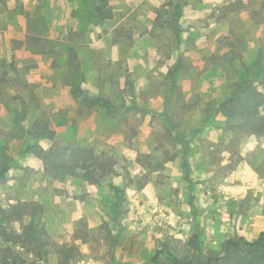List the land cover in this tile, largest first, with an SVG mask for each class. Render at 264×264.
<instances>
[{"label":"rangeland","instance_id":"1","mask_svg":"<svg viewBox=\"0 0 264 264\" xmlns=\"http://www.w3.org/2000/svg\"><path fill=\"white\" fill-rule=\"evenodd\" d=\"M107 1L114 19L96 26L84 0H0V164L10 166L0 205H42L52 243L75 248L74 264H188L198 236L196 264H264V245L241 240L264 232V137L240 139L216 115L236 80L212 59L235 44L241 75L264 59V0ZM35 33L75 45L83 88L112 107L74 98L65 57L38 54L28 44ZM180 57L185 69L173 84ZM40 118L57 147L94 149L114 171L97 185L52 183L25 154ZM24 259L58 264L59 255Z\"/></svg>","mask_w":264,"mask_h":264},{"label":"trees","instance_id":"2","mask_svg":"<svg viewBox=\"0 0 264 264\" xmlns=\"http://www.w3.org/2000/svg\"><path fill=\"white\" fill-rule=\"evenodd\" d=\"M87 4L88 18L92 24L103 26L108 21L114 19V11L107 0H84ZM182 12L179 11L176 20V35L181 41L182 31L178 26ZM28 44L36 50L38 54L50 57H65L66 68L68 70L69 85L74 98H82L83 103L89 107L102 106L110 109L112 102L102 97L89 96L83 88L85 74L82 72L81 63L77 47L72 44H59V42L40 35L38 33L28 36ZM232 51L221 56H213L216 65L221 63L228 72H234L232 94L216 108V115L225 117L228 121L229 130L241 139L264 137V59L253 63L252 68H248L246 75L236 72L235 44H231ZM263 58V56H262ZM2 63H0L1 68ZM230 67V68H229ZM185 69L184 59L180 57L175 68L170 72L169 78L173 84L177 82L178 76ZM249 74V75H248ZM248 75V76H247ZM3 81V83H2ZM8 81V80H7ZM0 80V86L4 84ZM8 83V82H7ZM172 126L181 133L180 125L173 122ZM29 132V143L25 148V154L34 156L45 166V173L52 183L64 184L68 178H79L90 185H97L112 173L115 162L108 155L98 154L91 148H74L64 150L57 147V133L51 128L49 121L37 119ZM183 143L189 153V144ZM189 162L185 163L186 169ZM144 169L151 174L154 169L152 161H144ZM10 166L2 162L0 164V184H5ZM147 175L146 177H148ZM188 181L190 175L188 172ZM150 181L143 186L146 187ZM60 195L67 194L66 190L59 189ZM44 208L37 203H17L8 208L0 205V264H26L24 255H29L38 260L50 261L54 254L59 255L58 264H74L75 248H57L51 241L50 235L43 219ZM28 218L25 224L23 220ZM21 221L20 229H16L15 224ZM199 237L191 240L190 245L194 249L188 255V264H196L201 252ZM246 244L257 251H261L264 245V232L259 241L250 243L242 238ZM229 244L238 245L235 242Z\"/></svg>","mask_w":264,"mask_h":264}]
</instances>
